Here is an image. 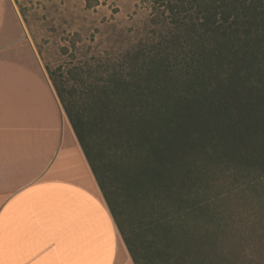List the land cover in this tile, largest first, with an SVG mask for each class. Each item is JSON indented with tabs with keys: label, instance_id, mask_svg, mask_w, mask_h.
I'll return each mask as SVG.
<instances>
[{
	"label": "trees",
	"instance_id": "trees-1",
	"mask_svg": "<svg viewBox=\"0 0 264 264\" xmlns=\"http://www.w3.org/2000/svg\"><path fill=\"white\" fill-rule=\"evenodd\" d=\"M155 36L45 68L133 264H264V0H153Z\"/></svg>",
	"mask_w": 264,
	"mask_h": 264
},
{
	"label": "crops",
	"instance_id": "crops-1",
	"mask_svg": "<svg viewBox=\"0 0 264 264\" xmlns=\"http://www.w3.org/2000/svg\"><path fill=\"white\" fill-rule=\"evenodd\" d=\"M21 52L0 51V264H133L35 51L8 59ZM64 130L83 177L52 174Z\"/></svg>",
	"mask_w": 264,
	"mask_h": 264
},
{
	"label": "rangeland",
	"instance_id": "rangeland-1",
	"mask_svg": "<svg viewBox=\"0 0 264 264\" xmlns=\"http://www.w3.org/2000/svg\"><path fill=\"white\" fill-rule=\"evenodd\" d=\"M152 1L0 0V51H22L8 56L22 65L35 51L46 77V67L63 73L94 65L96 58L119 56L153 39ZM65 131L55 146L52 174L83 177L84 167ZM35 172L32 168L30 178Z\"/></svg>",
	"mask_w": 264,
	"mask_h": 264
}]
</instances>
